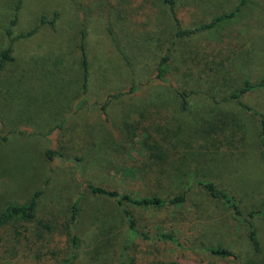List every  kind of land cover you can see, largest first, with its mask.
Masks as SVG:
<instances>
[{
	"label": "rangeland",
	"instance_id": "1",
	"mask_svg": "<svg viewBox=\"0 0 264 264\" xmlns=\"http://www.w3.org/2000/svg\"><path fill=\"white\" fill-rule=\"evenodd\" d=\"M79 1L85 8L95 7L93 1L88 3L83 0H0V46L8 30L11 38L30 32L41 24L44 16L50 29L31 35L18 46L22 67L36 60L37 55L54 57L63 53L66 59L72 55L71 51H76L69 49L81 45L84 50H99L96 57H100V71L95 80L101 82L109 71L123 69V65L116 62L114 45L107 42L102 45L103 39L106 40V23L99 18L83 20L73 11L77 12ZM236 1L178 0V15L182 26L190 28L209 22L214 15L228 12ZM13 10L15 19L21 15L22 24L17 27H13L16 23L11 25L9 22L8 25L7 22L6 16L9 12L12 15ZM164 23L166 33L173 31L170 19L166 18ZM118 30H122L117 39L124 47L121 52L126 55L130 71L137 70L135 66H140V59L143 67L145 63L148 66L147 78L152 76L156 57L153 56V48L151 56H148L150 46L146 43V36L137 37L127 26L118 27ZM65 42L66 50H55ZM141 45L144 46V53H140L139 58L136 55V60L131 62L134 48L138 52ZM109 63L116 68L113 66L111 70ZM170 68L180 89L196 93L190 97L187 112L179 110V99L166 98L189 127L178 137V147L167 164L168 172L152 175V181L142 178L141 172L132 167L133 162L144 161L143 149L138 138L131 137L130 129L122 128L126 116L133 112L132 109L127 111V108L145 107L147 112L149 106L164 102V99L149 97L148 93L144 97H126L107 104L106 112L111 122L106 123V131L111 140L105 139L110 142L104 139L97 141L87 151L54 150L58 153L70 152L69 157L83 159L80 163L71 162L67 157L63 161L55 159L52 164H47L46 160H49L43 152L52 149V144L46 148L44 138L39 135L36 138L32 135H10L5 141L0 135V213L9 203L26 202L49 180L47 190L40 197L35 222H41L45 216H54L60 224L61 233L51 246L39 244L15 258L0 254V264H62L71 255L74 256L72 264H115L116 245L119 243L121 246L124 240L122 208L111 198L92 194L88 185L121 194H153L167 198L179 192V184L186 180V172L191 168L201 174H209L221 189L235 196L236 204L242 211L264 206V158L258 135V114L264 115V88L252 90L241 97V102L251 108L249 111L232 101H224L231 92L243 86L246 78L251 84H258L264 75V0H248V5L234 20L179 41L173 50ZM21 71L28 80L31 79V71ZM38 73L40 77L46 75L41 77L42 84L34 83L32 87L22 89L24 93L34 95L36 105L43 99H55L60 86L67 88L68 77L62 75L63 72L48 70ZM253 111L257 112L256 116ZM218 112L223 122L204 127V132L212 133L208 135L210 143L206 147L201 141L205 134L203 136L202 132V137L197 138L194 135H199L195 132L205 125L203 117L212 120L213 113ZM27 117L21 120L32 121L38 127L49 123L46 119ZM103 117L106 118L104 114ZM160 117L164 123V112ZM18 130L28 133L23 127ZM2 132L0 130V134ZM71 175H74L73 180ZM78 193L81 209L74 230L78 244L73 247L69 228L70 205ZM123 208L132 214L139 233L130 250L137 264L264 262V220L254 221L259 242V251L255 252L247 237L248 229L231 218L230 211L222 202L210 199L203 192L190 194L188 201L179 207L140 208L126 203ZM159 232L173 233L181 239L182 246L158 240ZM142 234L149 239H143ZM219 245L235 254L238 260L218 257L209 251V248Z\"/></svg>",
	"mask_w": 264,
	"mask_h": 264
},
{
	"label": "trees",
	"instance_id": "2",
	"mask_svg": "<svg viewBox=\"0 0 264 264\" xmlns=\"http://www.w3.org/2000/svg\"><path fill=\"white\" fill-rule=\"evenodd\" d=\"M22 2V0H19ZM88 3L92 2L94 8H85L80 1V6L77 11H87V16L93 17L92 14H96L98 18L103 19L104 24L106 23L105 31L111 36L122 33L125 26L130 27L131 31L136 33L137 37L146 36V43L150 46L148 50V56H151V50L153 48V56L158 58L156 60V66L153 69V75L144 80H138L136 82L135 78L132 80L129 86L124 88L122 91L118 90L116 93H110L107 95L104 103L100 104V108L106 116L104 119L105 123L111 122L109 114H107V104H111L116 100H123L124 98H133L137 96H145L148 93L149 97L156 99H164V102L157 106L151 107L145 111V107H130L132 109L131 115L126 116L124 120L123 129H130L131 137L138 138L139 143L143 149V162H133L132 167L138 170L142 174V178L152 181L154 178L152 175H157L158 173L168 172V162L171 155L174 153L178 147L177 142L178 137L182 136L185 131H188L187 121L180 119L177 115L176 110L172 105L167 102L166 98H177L180 100L179 110L182 112H187L190 104V97L196 92H187L186 89H180L177 86L176 80L173 78V73L171 70V57L173 55V50L179 41L192 37L200 32H208L218 27V24L223 23L228 20H234L237 18L242 10L248 5V0H237L235 6L228 12L219 13L214 15L209 22L200 23L193 25L190 28H184L182 26L181 19L179 18L178 0H83ZM114 1V2H112ZM20 2V3H21ZM20 5V4H19ZM92 13V14H91ZM168 18L173 22V31L166 33L165 30V19ZM16 19L11 20V25H14ZM159 22V25L156 23ZM45 23V17L41 18V24ZM37 28L33 29L31 32L23 35L22 37L32 35ZM9 36V30L7 32ZM10 48V47H9ZM141 50L134 48L132 62L136 60V55L139 58L140 53H144V46L141 45ZM144 49V50H143ZM11 50H6L2 53L0 57V64L9 59ZM85 71L86 60L83 54ZM127 64L128 60L125 58ZM130 64V62H129ZM1 66V65H0ZM151 72V73H152ZM87 78V74H86ZM264 88V75L259 80L258 84H251L248 78L245 79L244 84L241 88L235 89L230 93L228 98L224 101H232L236 103L239 107H244L246 110L251 108L244 105L241 102V97L246 93ZM87 86L85 85V91ZM87 93V92H85ZM129 100V99H128ZM88 102V99H84V104ZM156 105V104H154ZM107 111V112H106ZM145 112V114H144ZM164 112V123L160 117L161 113ZM254 115H257L256 111H253ZM214 119L208 120L203 117V127L198 128L195 134L197 138L202 137L201 141L206 147L207 143H210L208 135L212 134L210 131L204 132V127L214 126L219 122H223L221 115L218 113H213ZM259 116V141L260 149L264 158V115L258 114ZM191 127V126H190ZM123 140L122 136H119ZM6 139V137H2ZM208 140V141H207ZM70 152L58 153L52 149H47L43 152L45 157L49 160L47 164H52L55 159L63 161L69 157ZM71 162L80 163L83 161L82 158L77 156L69 157ZM172 158V157H171ZM53 159V160H52ZM94 159V158H93ZM86 161V160H85ZM64 170V168H63ZM72 176V180L74 175ZM207 173L196 172L195 169H189L186 172V180L180 183L179 192L170 195L167 198H160L150 194V196L142 195H130L121 194L115 190H109L104 187H95L88 185V189L92 194H97L99 196L107 197L113 199L117 205L122 208L121 214L125 224L124 240L120 244L118 243L115 249V264H137L134 259L133 254H131V246L134 240L139 236V233L135 227V221L132 214L124 207L126 203L140 208H152V207H179L188 201L189 195L195 192H203L210 199L222 202L230 211L231 218L238 222L239 224L245 226L248 229V240L250 246L255 252L259 251V242L256 237L254 221L257 219L264 220V206L262 207H251L248 210L242 211L238 204H236L235 196L230 192L223 190L219 185ZM49 180L44 187L36 191L26 202L24 203H9L6 205L4 210L0 213V254H6L9 258H15L22 253H26L34 249L39 244H46L51 246L55 243L56 239L60 238L59 234L60 224L56 221L54 216H45L41 222H35L37 208L40 202V197L42 193L47 190L49 186ZM81 197L79 193L77 197L74 198L70 205V218H69V228L72 232L71 242L73 247L77 246L78 239L75 235V225L77 217L80 213ZM142 238L148 240L149 237L146 234H142ZM158 240H163L165 242H173L178 246H182L181 239L176 238L173 233L170 232H159L157 234ZM209 251L218 256L225 258H232L236 261L237 256L233 254L226 248L220 245L215 248H209ZM74 256L71 255L66 258L62 264H72ZM160 264H177L175 262L160 263ZM236 264H264V262H258L254 260L243 261L242 263Z\"/></svg>",
	"mask_w": 264,
	"mask_h": 264
},
{
	"label": "crops",
	"instance_id": "3",
	"mask_svg": "<svg viewBox=\"0 0 264 264\" xmlns=\"http://www.w3.org/2000/svg\"><path fill=\"white\" fill-rule=\"evenodd\" d=\"M73 11L83 20L98 18L96 14L92 13L93 17L87 16L85 14V12L88 13L87 11ZM13 15L14 10L12 11V15L9 12L6 16L8 25L14 18ZM60 15L62 16V14ZM20 16L17 15L16 25L13 27L19 26V23L22 24ZM50 27L49 23L38 25L36 27L37 30L33 34L37 35L44 30L50 29ZM27 33L29 32L20 33L17 37L12 38L5 33L2 45L0 46V50H2L0 51V57L6 50H11L9 59L0 64V130L3 131L0 135L6 138L10 137V135H22L25 137L32 135L36 138L35 136L39 135L44 138L46 148H49L52 144V150L61 151H87L97 141L101 142L103 139L105 141L106 137L111 140L109 132L106 131V123L100 104L105 102L108 94L116 93L118 90L122 91L129 86L134 78L136 81L147 79L149 72L147 70L148 66H145L146 63L143 67V61L139 59L140 66L136 65L137 70L132 69L131 72L125 60L126 55L121 52L124 50V47L120 45L116 34L111 36L104 31L106 40L103 39L102 45L107 42L115 46L116 62L121 63L123 69L117 70L114 64L109 63L108 67L111 70L113 66L116 69L109 71L108 75L101 82L95 80L99 77L98 72L100 71V57H96L99 50H84V47H81V45H75L69 49L76 51L75 53L71 51L72 55H69L66 59L63 53H58L54 57L49 54L48 56L43 55V57L42 55H37L36 60L30 61L22 67L18 46L19 44H24V42L32 37L31 35L22 37ZM88 40L90 43L92 42L90 39ZM88 40H86V46H88ZM96 42L101 44L98 40ZM66 48L65 42L55 50H59L60 52V50H66ZM83 54L87 62V71H85L83 63ZM127 57L129 59L128 55ZM132 58L133 54L130 58L131 62ZM65 62L68 64H65ZM19 67L20 69H18ZM22 69L31 71V79L28 80L25 74H22ZM48 70H55L58 73L63 72L62 75L68 77L67 88L60 86L55 99H43L36 105L33 100L34 95L32 93H24L22 89L25 86L32 87L34 83L42 84L41 77H46V75L42 74L40 77L38 71L44 72ZM18 71L20 73L16 74ZM85 85L87 86L86 91ZM86 98L88 102L84 104L83 102ZM27 116L36 119H46L49 123L38 127L32 121L21 120L22 118L27 119ZM19 127H23L28 133L19 131ZM106 142L110 141L106 140Z\"/></svg>",
	"mask_w": 264,
	"mask_h": 264
}]
</instances>
